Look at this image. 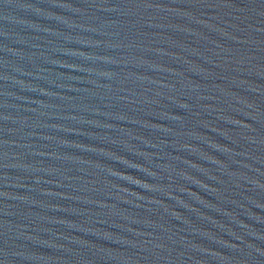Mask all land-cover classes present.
<instances>
[{"label": "water", "instance_id": "water-1", "mask_svg": "<svg viewBox=\"0 0 264 264\" xmlns=\"http://www.w3.org/2000/svg\"><path fill=\"white\" fill-rule=\"evenodd\" d=\"M0 264H264V0H0Z\"/></svg>", "mask_w": 264, "mask_h": 264}]
</instances>
